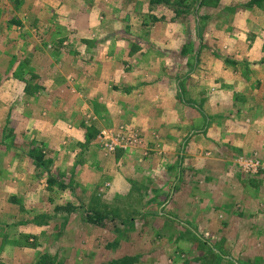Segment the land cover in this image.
Segmentation results:
<instances>
[{
	"label": "rangeland",
	"instance_id": "374dc122",
	"mask_svg": "<svg viewBox=\"0 0 264 264\" xmlns=\"http://www.w3.org/2000/svg\"><path fill=\"white\" fill-rule=\"evenodd\" d=\"M45 1L0 0V264H264V108L259 107L264 98L263 93L258 94L260 87L264 89V66L260 68L264 65V7L252 12L249 0H67L72 14L62 24L25 18L32 11L30 3L39 7ZM12 12L24 15V20L7 18L16 15ZM125 12L128 22L122 20ZM112 19L117 20V29H132L136 43H147L148 61H168L192 74L180 84L183 111L173 133L169 132L179 142L174 148H163L165 164L140 176L128 177L125 172L131 187L125 186L124 179L101 175L93 191L89 183L83 189L75 174H63L57 163L50 162L51 154L40 145L36 126H29L32 116L18 114L26 109L30 97L48 88L44 81L59 76L43 74L18 99V89L27 85L18 80L28 82L18 75L20 71L25 76L36 73L35 56V62L44 65L57 58L60 47L54 39L58 37L43 35L40 30L45 27H63L69 32L59 37L60 43L72 42L76 35L71 33L84 31L79 45L87 60L99 44L112 42V38L100 36L107 34L100 29ZM19 27L24 35L14 40ZM96 27L99 29L94 30ZM39 42L45 45V52L28 48ZM211 58L217 67L226 64L238 70L231 74L244 78L242 89L233 81L214 78L205 89L204 65ZM118 60L124 64V59ZM220 90L226 91L223 100ZM253 92L255 96H248ZM222 102L229 110L236 111L241 104L248 110L215 117L231 128L235 124L239 133H233L252 144L247 152L240 145L221 149L232 131L224 135L214 132L218 145L213 133L208 135L209 129L190 128L195 120L201 125L216 113L220 115L216 105L220 107ZM87 116L85 122L89 123ZM125 126L103 123L95 134L101 154L110 160L122 149L150 156L153 152L149 154L143 131ZM103 130L116 139L113 147L111 140L99 137ZM158 132H154L155 139L162 138ZM191 135L197 141H189ZM166 151L173 153L168 162ZM80 152L73 156L78 162ZM29 153L32 159H28ZM41 154L42 159H37ZM165 167L163 174L160 169ZM65 191L68 194L61 196ZM87 207L112 214L102 223H90Z\"/></svg>",
	"mask_w": 264,
	"mask_h": 264
},
{
	"label": "crops",
	"instance_id": "0c3cea01",
	"mask_svg": "<svg viewBox=\"0 0 264 264\" xmlns=\"http://www.w3.org/2000/svg\"><path fill=\"white\" fill-rule=\"evenodd\" d=\"M94 1L98 2V0ZM45 2L44 5L39 7L37 5L32 7L33 4L30 3L29 10L32 9V11L28 12L25 18H34L36 23L38 21H45L51 24V21H59L62 24L64 17L67 18L69 14H72L66 6L67 0H46ZM263 3L264 1L262 4H256L252 7V12H261L260 9L264 7ZM110 6H112L110 7L112 11H116L114 4ZM11 14L16 15L7 18H17V22L24 20V15L19 16L16 12H12ZM129 18L125 12L122 20L128 22ZM1 19L4 20L3 18ZM263 20L264 16L262 17ZM116 21L112 19L109 25L103 26L100 29L102 30L101 32H107V34L99 33L101 37H104L103 40L112 38V42L99 44L87 60L86 56L80 52L81 46L79 45L83 41L84 31H74V33H71V36L76 35V37L73 38L72 42L60 43L59 37L62 35L64 38L69 32L63 27L61 29H46L47 27H45L44 31L40 30L43 35H55L58 37L54 39V42H57L60 47V51L56 53L57 58L45 61L44 65L41 63L42 61L35 62L37 59L35 56L33 65H35L36 73L31 72V75L25 76L24 72L20 71V75H18L19 77L28 79V82L18 80V82H21L20 85L27 83L26 87L23 86L18 89V99H21V94L25 95L24 92L26 90L30 91L43 74L45 76L50 75L53 78L59 76L58 78H54L52 82L44 81L43 83L48 84V88L46 86L44 92L41 91L36 96L30 97L26 109L22 111L21 109L18 110V114L23 112L32 116V122L29 126H36L35 132L38 134L37 137H41L42 141L40 145L45 149L44 151L47 154H51L49 158L50 162L57 163L63 174L65 172L75 174L74 176L81 182L83 189L89 183L93 191V184L98 181L101 175L111 174V177L114 179H124L126 181L123 175L125 172L129 173L128 177L140 176L143 172H150L151 169H155V167H158L162 163L163 165L165 164L163 161L165 158H163L162 154L163 148H174L177 146L175 142L178 141L176 139L178 136L170 135L169 132L173 133L174 125H178L179 115L183 111L184 104H182L180 99V84L182 80L188 79L190 74H192L190 71L181 70L174 63L169 64L168 61L157 62L154 59L148 61L146 58L148 55L147 43L145 42L146 45L136 43V33L132 29H117L114 27ZM97 29L99 28L96 27L94 30ZM17 30V32L15 31L17 36L13 38L14 40L24 35L20 33V27ZM262 30H264V27ZM147 32L148 29L144 30V34ZM18 44L19 46L21 44V47H23L19 40ZM44 46L43 43L39 42L35 43L34 46L30 45L28 48L33 50L34 47V51L38 49L42 53L45 52L42 49ZM249 46L251 47L252 44ZM249 46L246 48H249ZM30 57H32V53ZM118 59H124V64L122 65ZM240 60L242 59L240 58ZM214 64L215 59L211 58V61H208V64L204 65L203 82L205 89H209L213 78L218 81L222 79L223 83H226V80L228 82L229 80L233 81L234 86L238 85L241 88L240 84L244 83V78L242 76H232L231 74L233 72L236 73L238 70L231 69L226 64H221L219 67L216 64V67H214ZM263 66H260V68ZM213 72H215V76H213ZM38 75L39 79L37 80L36 77ZM209 80L211 81L210 83ZM262 84L264 85L263 77ZM62 87H65L64 90L59 91V88L61 89ZM260 88L258 94L263 93L262 97L264 98V89ZM217 89L218 87H216ZM220 91L222 95L221 100H223L222 98H226V91ZM241 94L245 95L243 91ZM247 94L248 96H255L256 93ZM245 98L246 101L250 100L249 97ZM39 103H42L41 108L39 107ZM221 104L220 107L216 105L220 115L216 113L213 119L208 121L209 123L205 121L201 125L198 120H195L194 126L190 128L192 131L199 132L202 130L201 126L207 128V131L209 129L208 135L213 133L214 139L216 137L215 142L218 145L219 142L214 132L224 135L232 131L229 136L230 141L228 144L221 145V149L227 150V147L240 145L247 152V150L251 149L252 144H249V140H242V138L240 140L234 134L235 132L239 133L238 128L234 126L235 124L231 128L228 123L218 121L215 117L245 114L248 110H244V105L242 104L238 105L236 111L233 110L234 108L227 109L223 102ZM259 107L264 108V102L259 104ZM239 111L240 113H238ZM86 113H88V116ZM89 113H92V118ZM182 114L184 116L187 115L186 112ZM192 115L190 114V116ZM86 116L89 123L85 122ZM103 123H106L108 127H119V125L124 123L127 127L132 125L136 129L139 128L146 136L148 147L151 148L149 154L153 153L148 156L136 153L135 150L124 151L119 149V155L108 160L98 149L100 141L95 137V134L97 131L99 133V128L103 126ZM154 132H158L162 138L155 139ZM196 137L192 136L189 141H197ZM159 147H162L160 153L157 151ZM258 147L260 148L259 145ZM79 149H81L80 155L82 157L78 162L73 156L77 154ZM123 152H127V154L121 155ZM172 154L168 152L165 162H168L173 157ZM44 157H47V155L45 154ZM36 158L38 159V157ZM28 159H32L30 153L28 154ZM227 159L230 160L231 157L228 155ZM72 165L76 167L75 171L68 170L70 167H73ZM165 169L166 167L160 169L163 174ZM135 170L139 172L134 173ZM140 170L143 171L141 172ZM163 176L165 177V175ZM151 178L153 179L152 174ZM167 178L170 180L169 177ZM125 186L131 187L132 185H129L126 181ZM159 187L162 188L161 184ZM67 194V191L63 192V194L60 193L61 196H66ZM87 208L88 211L95 209L94 207ZM96 209L98 210V208Z\"/></svg>",
	"mask_w": 264,
	"mask_h": 264
},
{
	"label": "trees",
	"instance_id": "16d2710c",
	"mask_svg": "<svg viewBox=\"0 0 264 264\" xmlns=\"http://www.w3.org/2000/svg\"><path fill=\"white\" fill-rule=\"evenodd\" d=\"M263 1L264 0H250L247 5L252 7V6H255L256 4L258 5L262 4ZM42 157H43V154L39 155L38 159L41 160ZM110 214L112 213L109 210H107L106 212H102L97 209H92V210L87 211V219L90 223L98 224V223L104 222L103 220H105L106 218H109Z\"/></svg>",
	"mask_w": 264,
	"mask_h": 264
},
{
	"label": "built area",
	"instance_id": "2783aa9c",
	"mask_svg": "<svg viewBox=\"0 0 264 264\" xmlns=\"http://www.w3.org/2000/svg\"><path fill=\"white\" fill-rule=\"evenodd\" d=\"M102 140H111V146L113 147L114 143L116 144V139L107 135V131L103 130L99 136ZM115 147V146H114Z\"/></svg>",
	"mask_w": 264,
	"mask_h": 264
}]
</instances>
